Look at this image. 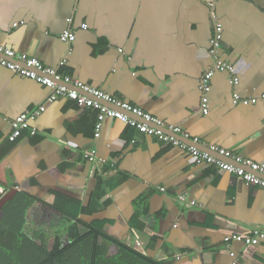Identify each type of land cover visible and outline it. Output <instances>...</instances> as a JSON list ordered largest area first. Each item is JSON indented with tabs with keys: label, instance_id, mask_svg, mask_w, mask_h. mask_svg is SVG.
<instances>
[{
	"label": "crops",
	"instance_id": "0c3cea01",
	"mask_svg": "<svg viewBox=\"0 0 264 264\" xmlns=\"http://www.w3.org/2000/svg\"><path fill=\"white\" fill-rule=\"evenodd\" d=\"M213 14L223 24L220 55L240 85L216 71L205 115L199 83L214 65ZM66 31L74 42L60 40ZM0 47L180 127L199 150L218 147L264 165V100L233 98L264 96V0H0ZM50 94L0 65V195L14 189L12 200L20 193L41 201L29 213L36 225L63 223L52 209L59 203L162 264H264V238L249 248L225 241L264 233V189L118 120L96 140L98 111L50 102ZM41 106L31 121L37 133L10 142L12 121Z\"/></svg>",
	"mask_w": 264,
	"mask_h": 264
},
{
	"label": "built area",
	"instance_id": "2783aa9c",
	"mask_svg": "<svg viewBox=\"0 0 264 264\" xmlns=\"http://www.w3.org/2000/svg\"><path fill=\"white\" fill-rule=\"evenodd\" d=\"M212 17L214 20V36L211 39L209 56L213 59L214 65L212 69L204 74L199 83V89L202 92V111L205 115L209 113L211 80L216 71L227 73L230 77V85L232 87L237 88L240 85V78L236 75L235 67L231 63L223 60L220 55L223 40V24L215 14ZM75 39V34L70 31H66L60 36V40L65 44H70ZM0 65L22 77L44 85L51 91L48 99L50 102H56L61 99L70 100L80 106L97 110L98 123L95 132L96 140L102 137L107 122L118 120L136 128L149 137H156L165 143L175 144L188 153L193 161L198 164L207 163L215 165L221 171L241 177L247 185L254 184L264 189V165L218 147H211L204 151L199 150L184 141L191 140L193 143H197L199 140L192 139L190 133L182 132L180 127L166 126L163 121L144 112L139 107L124 102L101 89L87 85L71 76L62 75L56 69L45 66L38 58L26 54H17L12 50L0 47ZM63 65H65V61L61 63V66ZM233 98L235 104L243 103L245 105L257 104L259 100H264V96L259 99H245L239 93H234ZM43 112H45V107L41 106L35 111L21 114L13 120L11 123L12 133L8 137V140L15 142L25 131H30L32 135H35L37 130L31 126V121L36 120ZM87 158L90 162H95L97 159L96 153L93 152ZM179 200L184 205L190 204L193 206L196 204L195 201L186 200L182 196ZM262 238H264V233L256 230L247 235H228L225 241L228 243H243L249 248L258 245Z\"/></svg>",
	"mask_w": 264,
	"mask_h": 264
},
{
	"label": "trees",
	"instance_id": "16d2710c",
	"mask_svg": "<svg viewBox=\"0 0 264 264\" xmlns=\"http://www.w3.org/2000/svg\"><path fill=\"white\" fill-rule=\"evenodd\" d=\"M3 195H0V200ZM34 198L18 194L0 213V258L8 264H162L111 239L99 226L78 220L64 204L52 209L63 214L57 226L36 225L29 213ZM15 213L17 221H9ZM103 241L112 244L108 248Z\"/></svg>",
	"mask_w": 264,
	"mask_h": 264
},
{
	"label": "water",
	"instance_id": "95a60500",
	"mask_svg": "<svg viewBox=\"0 0 264 264\" xmlns=\"http://www.w3.org/2000/svg\"><path fill=\"white\" fill-rule=\"evenodd\" d=\"M187 143L192 144L193 142L190 140H184ZM16 190L12 189L10 192H7L4 197L0 200V212L2 211V209L5 207V205L11 201L13 199V197L16 194Z\"/></svg>",
	"mask_w": 264,
	"mask_h": 264
},
{
	"label": "rangeland",
	"instance_id": "374dc122",
	"mask_svg": "<svg viewBox=\"0 0 264 264\" xmlns=\"http://www.w3.org/2000/svg\"><path fill=\"white\" fill-rule=\"evenodd\" d=\"M10 217H12V218H9V221L11 222V223H14V222H16L17 221V217L15 216V213H11L10 214ZM0 248H1V245H0ZM4 259H2V258H0V264H8L7 262H4L3 261Z\"/></svg>",
	"mask_w": 264,
	"mask_h": 264
}]
</instances>
